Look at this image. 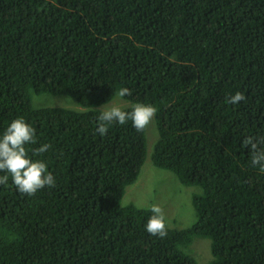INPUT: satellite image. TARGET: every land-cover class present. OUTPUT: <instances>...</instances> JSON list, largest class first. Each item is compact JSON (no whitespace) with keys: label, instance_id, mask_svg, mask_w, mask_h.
<instances>
[{"label":"trees","instance_id":"16d2710c","mask_svg":"<svg viewBox=\"0 0 264 264\" xmlns=\"http://www.w3.org/2000/svg\"><path fill=\"white\" fill-rule=\"evenodd\" d=\"M122 87L157 108L152 144L131 121L96 131ZM44 93L81 108L33 107ZM19 117L56 183L0 185V264H197L196 236L206 264H264V171L243 145L264 137V0H0V134ZM147 161L203 190L165 238L123 202Z\"/></svg>","mask_w":264,"mask_h":264},{"label":"clouds","instance_id":"9594fccd","mask_svg":"<svg viewBox=\"0 0 264 264\" xmlns=\"http://www.w3.org/2000/svg\"><path fill=\"white\" fill-rule=\"evenodd\" d=\"M131 91L122 87L118 90L117 96L123 98L130 96ZM245 100L244 92L237 91L228 98V103L237 104ZM157 108L152 104L135 103L131 106V111L125 110L120 104H113L109 107H102L98 117V127L96 131L100 136L108 132L109 126L114 123L124 125L131 121L132 126L142 132L153 121ZM37 143L36 131L33 126L26 122L23 117L13 119L6 129L0 134V185H7L9 177L12 184L21 193L34 196L45 187H54L56 180L54 175L48 170L47 162L40 157L51 144L44 143L37 148L29 147ZM243 145L249 149L251 164L259 166L264 171V137L255 138L248 136L243 140ZM151 215L145 224V230L152 236L165 238L167 236V218L164 209L159 204H152Z\"/></svg>","mask_w":264,"mask_h":264},{"label":"rangeland","instance_id":"374dc122","mask_svg":"<svg viewBox=\"0 0 264 264\" xmlns=\"http://www.w3.org/2000/svg\"><path fill=\"white\" fill-rule=\"evenodd\" d=\"M33 107L60 106L66 108H81L74 98L66 95H53L49 93L33 95ZM120 104L132 105L117 95L104 108ZM148 144H152L157 137L155 120L146 128ZM200 185H184L175 173L153 166L149 161L142 166L137 180L127 186L123 202H132L137 206H151L159 204L164 209L167 224L170 227L181 228L190 226L196 219V212L192 205V195L202 193ZM194 239V240H193ZM190 245L191 253L196 258L197 264H206L211 259L210 240L196 236Z\"/></svg>","mask_w":264,"mask_h":264}]
</instances>
